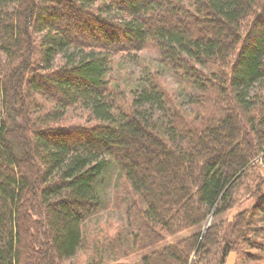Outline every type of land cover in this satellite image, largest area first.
<instances>
[{
    "label": "trees",
    "instance_id": "16d2710c",
    "mask_svg": "<svg viewBox=\"0 0 264 264\" xmlns=\"http://www.w3.org/2000/svg\"><path fill=\"white\" fill-rule=\"evenodd\" d=\"M145 49L198 112L149 72L123 102L111 60ZM0 101V264L73 258L111 168L126 227L86 264L264 261V0H0Z\"/></svg>",
    "mask_w": 264,
    "mask_h": 264
},
{
    "label": "rangeland",
    "instance_id": "374dc122",
    "mask_svg": "<svg viewBox=\"0 0 264 264\" xmlns=\"http://www.w3.org/2000/svg\"><path fill=\"white\" fill-rule=\"evenodd\" d=\"M132 55H136L137 57L132 58ZM146 72L159 76L163 88L173 95V99H175V102L177 101L179 103L185 115L191 116L190 113H192V111L198 112L197 108H193L188 96H186L185 92L182 90L184 84L179 82L171 71L164 68V66L159 63V56L155 50L145 49L137 53L131 52V54L117 53L111 60V70L108 81L111 86L115 85L119 89V92L123 93L122 100L124 102L125 99L130 96L129 92L134 89L135 85H142L145 80V75H147ZM206 109H208L207 106ZM1 116L2 106L0 101V117ZM62 124L85 126L92 125L93 120L85 111L73 109L67 112ZM126 188V184H124L118 171L111 168L98 187L101 204L98 210L83 224L82 236L84 243L82 247L73 258L63 261L61 264H86L91 257L96 256L99 251L97 249L102 243L105 245L108 243L109 238L112 240L113 237H116L117 228L120 227L122 229L126 227L124 204L126 199L133 197V194ZM251 204L252 201L248 198L247 200L241 198L234 209L228 213L229 216L226 220L229 222V220H231V215H234L236 212L241 211ZM259 219V216L255 215V224L259 225ZM211 222V217H208L203 227L206 228ZM213 222L214 224L219 223L217 220H213ZM107 236L110 237L107 238ZM105 238H107V240ZM111 242H113V240ZM95 245H97L98 248L95 249ZM105 253L108 254L107 251H105ZM253 253L258 252L249 247L248 244H245V246L240 244V246H236L233 248V251L229 252L223 264H264L263 260L252 258L250 255Z\"/></svg>",
    "mask_w": 264,
    "mask_h": 264
}]
</instances>
